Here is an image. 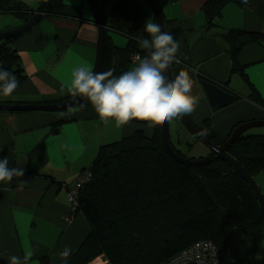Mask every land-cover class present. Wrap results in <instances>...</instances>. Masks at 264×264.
Here are the masks:
<instances>
[{"label":"crops","instance_id":"crops-1","mask_svg":"<svg viewBox=\"0 0 264 264\" xmlns=\"http://www.w3.org/2000/svg\"><path fill=\"white\" fill-rule=\"evenodd\" d=\"M24 1L36 7V0ZM156 1L163 14L164 31L173 33L180 44L179 63L172 64L171 78L180 70L189 69V75L195 81L193 94L199 97V103L195 111L186 115L191 123L198 128L204 119H209L213 133L224 138L237 121L263 120L264 109L246 98L247 87L237 75V84H243L247 91L237 92L232 84L234 74L228 45L220 34L229 28L261 32L264 0L226 3L207 31L201 11L207 0ZM145 2L140 0L144 25L149 19L154 21L151 13L145 16L149 10ZM102 8L107 17L104 5ZM11 15L0 26V32L5 31V27L22 24ZM98 31L87 0H45L39 22L13 42L26 79L7 99L39 103L58 102L68 97L66 88L61 89L70 82L72 70L82 63L93 69ZM110 37L118 46L126 42V37L116 32H111ZM238 63L245 67L250 81L264 99V40L244 46ZM135 66L134 61L128 70ZM198 75L222 86L230 75V84L228 82L224 88L241 97L214 110ZM67 117L74 120L65 122L57 133H53L51 123ZM151 127L147 122L137 120L119 128L114 121L105 125L90 104L84 111L70 110L66 114L0 110V159L7 157L10 168L22 166L25 169L23 177L0 182V264H10V257L14 255L23 260L29 249L34 255L27 264H41L39 258L42 256H46L50 264H61L60 253L65 247L73 251L89 227L83 214L71 212L66 193L59 183L72 181L78 171L95 158L100 145L129 136L136 130L151 136L154 130L153 127L150 134ZM173 128L174 141L180 134L188 135L178 117L173 121ZM194 146L191 149L194 150ZM197 157L202 156L190 158ZM21 182L22 188L19 187ZM69 215L72 220L66 223ZM98 258L89 264H99L95 262Z\"/></svg>","mask_w":264,"mask_h":264},{"label":"trees","instance_id":"trees-1","mask_svg":"<svg viewBox=\"0 0 264 264\" xmlns=\"http://www.w3.org/2000/svg\"><path fill=\"white\" fill-rule=\"evenodd\" d=\"M87 1L95 3L103 15L102 7L110 0ZM228 2L240 0L204 2L201 11L206 31L212 28L213 20ZM34 10L24 0H0V13H11L22 23L31 18ZM104 19L107 33L100 72L113 69L118 76L136 61L134 56L145 54L137 43L138 38H147L140 0H115ZM8 29L11 27L4 30ZM111 32L125 36V44L115 45ZM23 34L0 40V67L12 72L19 86L26 75L13 42ZM220 35L228 45L232 74L247 87L246 98L264 109L262 95L250 81L245 67L238 63L241 49L263 41L264 36L261 32L234 28ZM198 76L201 82H211ZM225 90L232 94L231 103L241 97L227 87ZM70 98L73 97L69 94L59 102ZM4 103L27 102L0 95V105ZM81 104L86 107L82 109ZM88 105L84 98L72 108L58 112L84 111ZM72 120L73 117H67L52 122V132L57 133L61 125ZM252 120L235 122L224 138L213 133L209 119H204L198 129L208 140L221 145L236 126ZM180 124L184 127L181 121ZM161 128L162 124L154 126L151 136L136 130L129 136L100 145L95 158L82 168L88 169L90 175L79 190L73 214H83L89 230L67 258V264H89L98 257L104 264H160L199 239H208L216 245L221 264H259L256 253L259 249L264 251L261 247L264 217L246 180L229 163L210 152L205 156H211V161L205 164L191 166L174 161L162 146ZM167 137L170 147L178 155L187 157L185 153L193 143H185L184 153L169 134ZM178 140L175 142L180 143ZM226 151L252 178L264 170V134L243 131ZM39 261L50 264L46 256ZM61 264H64L62 257Z\"/></svg>","mask_w":264,"mask_h":264},{"label":"clouds","instance_id":"clouds-1","mask_svg":"<svg viewBox=\"0 0 264 264\" xmlns=\"http://www.w3.org/2000/svg\"><path fill=\"white\" fill-rule=\"evenodd\" d=\"M247 3V0H242ZM143 31L147 38L140 37L137 43L144 50L143 56L136 57V66L114 75V70L94 72L89 65L80 64L71 73V80L62 85L72 97L86 98L105 125L115 123L123 127L132 120L147 122L150 126L161 125L178 116L195 111L199 97L193 94L195 81L189 69H182L174 78L169 73L173 63H179L177 52L179 41L174 34L164 31L162 25L151 19L145 22ZM19 86L17 77L0 67V95L10 97ZM83 109L86 105L81 104ZM7 157L0 159V182H11L14 177H23L22 166L9 167ZM23 187V183L19 185ZM264 248V245H261ZM72 250L65 247L60 253L67 264ZM34 255L27 250L23 260L10 257V264H27ZM257 260H264L258 253Z\"/></svg>","mask_w":264,"mask_h":264},{"label":"water","instance_id":"water-1","mask_svg":"<svg viewBox=\"0 0 264 264\" xmlns=\"http://www.w3.org/2000/svg\"><path fill=\"white\" fill-rule=\"evenodd\" d=\"M148 3L153 15L155 22H158L162 25V28L164 30V18L162 11L157 3L156 0H146ZM93 16L95 18V21L98 26V40L96 45V59L93 66L94 72H100L101 66H102V59L104 54V47H105V41H106V33H107V25L105 23L104 17L101 13V11L98 9L95 3H90ZM44 7H45V0H39L37 8L33 11V14L31 18L18 25L17 27L5 30L0 32V40L17 36L22 33H25L26 31L30 30L31 28L36 25L41 15L44 13ZM171 77V73H169ZM230 80V75L228 78L224 81L223 86L218 85L217 83H211V82H203V89L206 94V96L209 99V102L211 106L214 109H218L224 106H227L230 104V101H232V94L225 90V86L228 85V82ZM84 98L82 97H73L70 99H66L63 101L58 102H39V103H22V104H8L4 103L0 105V110L3 111H44V112H56L65 110L67 108H72L73 106L77 105L80 101H82ZM179 120L182 122L184 127L188 130V132L194 137V139L201 142L206 148H208L210 153L215 154L216 156H219L222 160L229 163L233 168H235L246 180L247 184L252 189L253 193L255 194L257 201L260 205V208L262 210V214L264 217V197L260 192L259 187L256 185L254 178H252L245 170L244 168L232 157L227 153V148L229 147L234 140L242 134L243 131H246L252 127L257 126H264V119L263 120H252V121H246L234 128L232 133L230 134V137L221 145H216L210 140H208L201 132L200 130L194 126L191 121L188 119L186 115L178 116ZM168 123L169 121L162 124L161 128V143L165 150V152L170 155V157L181 164L185 165H201L205 164L211 161V156H205L200 158H188V157H182L178 155L171 147L168 142L167 132H168Z\"/></svg>","mask_w":264,"mask_h":264},{"label":"built area","instance_id":"built-area-1","mask_svg":"<svg viewBox=\"0 0 264 264\" xmlns=\"http://www.w3.org/2000/svg\"><path fill=\"white\" fill-rule=\"evenodd\" d=\"M261 34L264 36V18ZM136 57L134 56L133 59L136 60ZM89 175L88 169H82L72 181L61 183V188L66 193L72 213L76 208V198L79 190L83 188ZM70 218V215L67 216L66 221H69ZM160 264H221V261L216 245L208 239H199Z\"/></svg>","mask_w":264,"mask_h":264},{"label":"rangeland","instance_id":"rangeland-1","mask_svg":"<svg viewBox=\"0 0 264 264\" xmlns=\"http://www.w3.org/2000/svg\"><path fill=\"white\" fill-rule=\"evenodd\" d=\"M115 0H110L108 3H106L104 5V10H105V13H107L109 11V8L111 6V4L114 2ZM147 4V2H145ZM35 4V3H34ZM33 4V5H34ZM38 6V3H36V7L35 9L37 8ZM147 7L149 10H147L145 12V16H147V13H151V17L154 19V15L149 7V5L147 4ZM150 11V12H149ZM7 17H12V15L10 13H4V14H0V26L2 25V23H4L6 21V18ZM9 22H11V20L9 19L8 20ZM155 21V19H154ZM2 32V31H1ZM232 78V77H231ZM235 75L233 76V81H232V84L235 85L236 87V90L237 92H243L244 90H246L245 86L243 84H237V80H235ZM231 81V79H230ZM241 83V82H240ZM230 84V82H229ZM228 84V85H229ZM247 91V90H246ZM10 99V98H9ZM214 110H218V109H214ZM173 121L174 119L170 120L169 122V125H168V134L170 135V138L172 139V142L179 147V149L182 151V152H186V145H185V142H189L192 144H195V149L193 150V148L191 150H188L185 154H187L188 157H196V156H204L205 155V152L207 151V153H209V150L208 148H206L201 142H199L198 140L194 139V137L188 132V135L185 133V134H180V136L178 137L181 142L180 143H176L174 141L175 139V136H176V133L174 131V128H173ZM152 130H153V127H151V130H150V134L152 133ZM248 133H255V134H264V126H257V127H252L250 129L247 130ZM206 153V154H207ZM254 181L256 183V185L259 187L263 197H264V170L260 171L258 174H256L254 176ZM258 253H261V254H264V251L259 249L256 253V256ZM256 261L259 263V264H264V260H257ZM96 264V263H95Z\"/></svg>","mask_w":264,"mask_h":264},{"label":"bare ground","instance_id":"bare-ground-1","mask_svg":"<svg viewBox=\"0 0 264 264\" xmlns=\"http://www.w3.org/2000/svg\"><path fill=\"white\" fill-rule=\"evenodd\" d=\"M231 103V101H230ZM95 262H98L99 264H104V261L101 258H98Z\"/></svg>","mask_w":264,"mask_h":264}]
</instances>
